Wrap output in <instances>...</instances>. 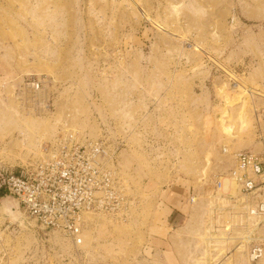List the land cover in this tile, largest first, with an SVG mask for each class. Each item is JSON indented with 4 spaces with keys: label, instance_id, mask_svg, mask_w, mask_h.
<instances>
[{
    "label": "rangeland",
    "instance_id": "rangeland-1",
    "mask_svg": "<svg viewBox=\"0 0 264 264\" xmlns=\"http://www.w3.org/2000/svg\"><path fill=\"white\" fill-rule=\"evenodd\" d=\"M60 130L121 141L134 200L122 220L85 217L84 264H251L224 179L234 153L264 156V0H0V169ZM0 247L10 264L72 253L12 197Z\"/></svg>",
    "mask_w": 264,
    "mask_h": 264
},
{
    "label": "built area",
    "instance_id": "built-area-1",
    "mask_svg": "<svg viewBox=\"0 0 264 264\" xmlns=\"http://www.w3.org/2000/svg\"><path fill=\"white\" fill-rule=\"evenodd\" d=\"M27 84L38 90L42 81ZM107 135L92 140L77 131L60 130L53 140L40 146V154L32 163L14 170L0 169L2 198L12 197L26 219L71 242L72 253L60 257L57 264H84L80 247L86 214L122 220L131 210L134 200L115 170L123 144ZM227 178L242 195V211L233 226L243 233L239 239L249 247L250 263L264 264V246L254 238L258 221L264 217V197L252 198L264 190V156L248 150L234 153ZM221 180L217 181L218 189ZM6 255L5 248L0 247V264H10L4 260Z\"/></svg>",
    "mask_w": 264,
    "mask_h": 264
},
{
    "label": "bare ground",
    "instance_id": "bare-ground-1",
    "mask_svg": "<svg viewBox=\"0 0 264 264\" xmlns=\"http://www.w3.org/2000/svg\"><path fill=\"white\" fill-rule=\"evenodd\" d=\"M231 76H232V74H231ZM38 154H40V152L37 153V155ZM227 189H229L232 193H235V185H234V182L232 180H230V179H224V190H227ZM92 215L93 214H86L85 217L88 218V217H91ZM85 217H84V220H85ZM84 224H86V220H85V223Z\"/></svg>",
    "mask_w": 264,
    "mask_h": 264
},
{
    "label": "trees",
    "instance_id": "trees-1",
    "mask_svg": "<svg viewBox=\"0 0 264 264\" xmlns=\"http://www.w3.org/2000/svg\"><path fill=\"white\" fill-rule=\"evenodd\" d=\"M0 198H2V195L0 194Z\"/></svg>",
    "mask_w": 264,
    "mask_h": 264
}]
</instances>
